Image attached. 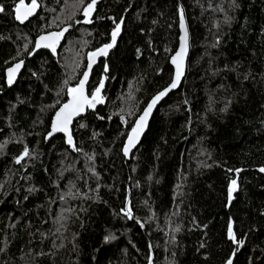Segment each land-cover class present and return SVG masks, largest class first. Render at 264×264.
<instances>
[{"label": "trees", "instance_id": "1", "mask_svg": "<svg viewBox=\"0 0 264 264\" xmlns=\"http://www.w3.org/2000/svg\"><path fill=\"white\" fill-rule=\"evenodd\" d=\"M91 2L36 0L20 23V0H0V264H264V0H96L86 18ZM181 13L186 78L127 161L136 120L173 81ZM118 24L88 87L103 83L102 105L75 123V148L48 142ZM51 32L57 53L38 51Z\"/></svg>", "mask_w": 264, "mask_h": 264}, {"label": "water", "instance_id": "2", "mask_svg": "<svg viewBox=\"0 0 264 264\" xmlns=\"http://www.w3.org/2000/svg\"><path fill=\"white\" fill-rule=\"evenodd\" d=\"M24 5H31V4H24ZM26 10L27 9L22 8L21 9V14L24 11H26ZM39 12H40V6L37 4V7L31 12L30 15L27 16L26 19L23 20V22H21L20 20H18L16 18V16H17L16 11H15V19L18 22H21V23H28L29 21H31L32 19H34L39 14ZM182 24H183V26H182ZM179 28H180V39H179V48H178L177 52L181 48V43H182V39L181 38L182 37H186V39L184 41L185 46H186V53H185V55L183 57V61H182V74H181L179 80H177L176 79V65L172 63V58L176 55V53H177L176 52L174 54V56L171 58V65H172V67L174 69L173 81H172V83L167 88H165L164 90L161 91V92H165V90H167L166 91V94L163 97H161L159 99V101L152 107L150 113L146 117V120L143 122L144 123L143 130L140 132L139 138L136 141L135 145L130 148L128 155H125L124 149H123V153H124V156L127 159V161H130L131 160L132 155L140 147V145H141V143H142L145 135L149 131L151 122L153 120V117L156 114V112L158 111V109L170 97V95H172L173 93L177 92L180 89V87H181L184 79L186 78L187 70H188V61H189V56H190L191 45H190V33H189V29H188V25H187L186 18H185V16H184L183 13H181V15H180V25H179ZM56 33H59V32H51V33H47V34L42 35L44 37H48V39L47 40H44V41H41L40 40V37H42V36H40L37 39V41H36V49L38 51L44 50V51H49V52H52V53L56 54L58 48L62 45V42H63V36L60 35L59 37H57V36L54 35ZM120 33H121V30H119V32L116 34V36H115V43L114 44H113V35H112V42L110 44H112L113 46L111 48H105V46L102 47V48H100V49H105V53L106 54L100 53V51H99L100 49H98V50L92 52V53H97V55L92 56V53H90L88 55V59H87V69L85 71V73H88V75H87V80L84 83V93H85V95H87L89 97V99H91V96L89 95L88 87H89L90 82H91V78H92L93 71H94V69L96 67L99 66V64H100V62L102 60H106V59L109 58L111 52L116 48V46L118 44V40H119ZM37 42L40 43V45H41L40 47H37ZM44 44L51 45V47H44L43 46ZM53 47L55 48V51H53ZM17 64H19L20 67L14 73H12V76H11L12 82L9 83V70L10 69H14ZM89 64H91V68H89ZM24 69H25V62L24 61H21L19 63H16L15 65H13L12 67H10L6 71V84H7L8 88H13L14 86L17 85V83L19 82V79H20L22 73L24 72ZM83 79H84V75H83V77H82L81 80H83ZM173 82H176V87H174V88L171 87V85L173 84ZM161 92H159L157 95H155L152 98V100L148 103V105ZM72 98H73L72 95L69 94V98H68L67 102L64 103L59 108L58 111H60V109L65 104H68L72 100ZM99 100H100V102L95 103L94 104V107H88L87 105H85L82 111H80L78 114L73 115L71 117L70 122L67 125V131H53V124H54V122H56V114H55L54 117H53V120H52V124H51V130H50L51 135H49L50 133L48 134L47 141L49 142V141L53 140L56 136L62 135V136L65 137L67 145L70 148H75L76 143H75V140H74V137H73V128L75 126V123L77 121H79L80 119L86 117L89 112L95 113L99 109V107L102 105V103H103V98L102 97H99ZM148 105L146 106V108L144 109V111L142 112V114L140 115V117L136 120L133 128L136 127V124H137L138 121H140V118L142 116H144L145 110L148 108ZM68 111H71V110L69 109ZM69 134L71 135V139H72V144L71 145L68 143ZM129 135H132V130L130 131ZM129 135H128V137H129ZM127 144H128V138H127V140L125 142V146ZM125 146H124V148H125Z\"/></svg>", "mask_w": 264, "mask_h": 264}, {"label": "snow or ice", "instance_id": "3", "mask_svg": "<svg viewBox=\"0 0 264 264\" xmlns=\"http://www.w3.org/2000/svg\"><path fill=\"white\" fill-rule=\"evenodd\" d=\"M96 3V0H92V2L90 4L87 5V8L84 11V15L88 16L89 12L93 9L94 5ZM37 7V3L36 0H32L31 5H24V0H20V4L16 7V13L17 16L16 18L18 20H20L21 22H23L24 19L27 18L28 15L31 14V12ZM27 9L26 11H24L21 14V9ZM4 11L3 7L0 6V12ZM183 26V24H182ZM119 24L116 27V30L113 32V44L115 43V36L116 34L119 32ZM55 36L59 37L60 35H62V33H56L54 34ZM48 37H40L41 41L47 40ZM182 43H181V48L180 50L176 53V55L172 58V63L176 65V79L179 80L181 74H182V61H183V57L186 53V46H185V39L186 37H182ZM40 43L37 42V47H40ZM44 47H51V45L48 44H44ZM113 45L109 44L106 45L105 48H111ZM53 51H55V48L53 47ZM100 53L102 54H106L105 53V49H100L99 50ZM97 55V53H92V56ZM20 65L17 64L16 67L14 69H10L9 70V83L12 82L11 80V76L12 73H14L17 69H19ZM89 68H91V64H89ZM87 75L88 73H84V79L81 80L79 82V85L75 88H71L69 90V94L72 95V100L68 103L65 104L60 111H58L56 113V122H54L53 124V131H67V125L71 120V117L75 114H78L80 111L83 110L84 106L87 105L88 107H94V104L97 102H100L99 100V92H100V88L103 87V83L101 82L100 88H97L96 91L94 93H92L91 99H89V97L87 95H85L84 93V83L87 80ZM172 88L176 87V82H173V84L171 85ZM165 92H161L157 97H155L153 99V101L148 105V108L145 110L144 116H142L140 118V121L137 122L136 127H134L132 129V135H129L128 137V144L125 146L124 148V153L125 155H128L129 150L131 147H133L136 143V141L139 138L140 132L143 130V126H144V121L146 120V117L148 116V114L150 113L152 107L159 101V99L161 97H163L165 94ZM71 111H68V110ZM51 135V133L49 134ZM68 143L71 145L72 144V139H71V135L69 134L68 137ZM28 152L27 150H25V152L23 153V156H27ZM17 159V162H20V159ZM261 171H264V169H261ZM236 185V181L233 180L232 181V186L229 188V197L231 198L232 192L234 191ZM229 236L230 238L234 239V236L232 235V227L231 225H229ZM228 264H232L231 260L228 261Z\"/></svg>", "mask_w": 264, "mask_h": 264}, {"label": "rangeland", "instance_id": "4", "mask_svg": "<svg viewBox=\"0 0 264 264\" xmlns=\"http://www.w3.org/2000/svg\"><path fill=\"white\" fill-rule=\"evenodd\" d=\"M86 8H87V7H86ZM94 8H95V5H94L93 9L89 12V15H88V16H85V15H84V17H86V18H90V17L92 16V14H93ZM62 35H63V34H62Z\"/></svg>", "mask_w": 264, "mask_h": 264}, {"label": "flooded vegetation", "instance_id": "5", "mask_svg": "<svg viewBox=\"0 0 264 264\" xmlns=\"http://www.w3.org/2000/svg\"><path fill=\"white\" fill-rule=\"evenodd\" d=\"M21 23V22H20Z\"/></svg>", "mask_w": 264, "mask_h": 264}]
</instances>
